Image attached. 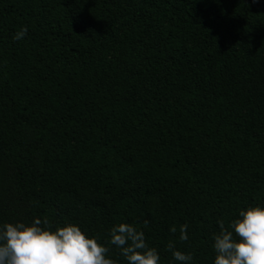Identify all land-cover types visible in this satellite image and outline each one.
Masks as SVG:
<instances>
[{"label":"trees","instance_id":"obj_1","mask_svg":"<svg viewBox=\"0 0 264 264\" xmlns=\"http://www.w3.org/2000/svg\"><path fill=\"white\" fill-rule=\"evenodd\" d=\"M254 204L264 0H0V222H127L160 264L170 241L212 264L217 220Z\"/></svg>","mask_w":264,"mask_h":264},{"label":"clouds","instance_id":"obj_2","mask_svg":"<svg viewBox=\"0 0 264 264\" xmlns=\"http://www.w3.org/2000/svg\"><path fill=\"white\" fill-rule=\"evenodd\" d=\"M27 31L21 26L12 39H22ZM217 226L212 235V264H264V204L243 206L227 225L217 220ZM169 231L176 233L177 228L172 226ZM178 239H188L186 224L179 226ZM109 246L119 250L125 264H160L157 249L131 223L113 224L107 240L101 242L74 222L53 226L39 217L27 223L0 222V264H117L108 255ZM167 247L178 264L192 261L191 253L177 250L173 242Z\"/></svg>","mask_w":264,"mask_h":264}]
</instances>
